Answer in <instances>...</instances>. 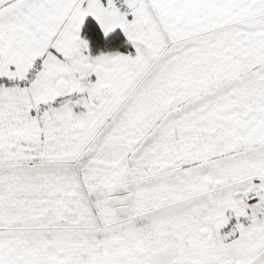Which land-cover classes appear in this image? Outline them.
Segmentation results:
<instances>
[{
  "label": "snow or ice",
  "instance_id": "1",
  "mask_svg": "<svg viewBox=\"0 0 264 264\" xmlns=\"http://www.w3.org/2000/svg\"><path fill=\"white\" fill-rule=\"evenodd\" d=\"M0 264H264V0H0Z\"/></svg>",
  "mask_w": 264,
  "mask_h": 264
}]
</instances>
